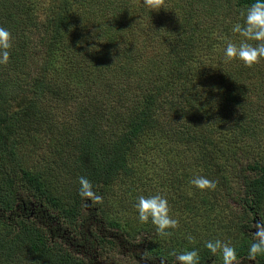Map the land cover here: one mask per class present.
<instances>
[{"label":"trees","instance_id":"1","mask_svg":"<svg viewBox=\"0 0 264 264\" xmlns=\"http://www.w3.org/2000/svg\"><path fill=\"white\" fill-rule=\"evenodd\" d=\"M254 2L0 0V264H224L216 240L264 264V58L224 55ZM155 194L167 236L138 218Z\"/></svg>","mask_w":264,"mask_h":264},{"label":"clouds","instance_id":"2","mask_svg":"<svg viewBox=\"0 0 264 264\" xmlns=\"http://www.w3.org/2000/svg\"><path fill=\"white\" fill-rule=\"evenodd\" d=\"M146 6L154 7L158 0H144ZM232 31L239 33L245 39L238 44L231 41L227 42L224 49V55L228 59H237L243 61L246 65L251 66L264 58V0H255L246 12L244 24L235 23ZM89 39H95L93 36ZM247 41H257L253 46ZM11 48V34L4 28L0 27V64H7L9 61V49ZM190 183L198 189H214L215 181L209 180L205 176H194ZM79 195L83 198H88L95 202H100L102 197L93 191L92 183L81 176L79 178ZM138 218L141 222H151L156 226V230L161 235H170L168 229H174L178 225V221L169 215L170 208L166 197L155 194L138 197V202L135 205ZM257 236L259 239L253 242L248 249L249 258L254 260L258 254H264V225H258ZM212 253L221 250L224 264H233L236 260V250L228 244L220 240L208 241L205 244ZM179 264H198L199 254L193 249L176 255Z\"/></svg>","mask_w":264,"mask_h":264},{"label":"rangeland","instance_id":"3","mask_svg":"<svg viewBox=\"0 0 264 264\" xmlns=\"http://www.w3.org/2000/svg\"><path fill=\"white\" fill-rule=\"evenodd\" d=\"M233 206H235L234 204H233ZM31 218L32 219H36V217L35 216H31ZM58 238H60V240L61 241H64V238L62 237V236H58ZM81 240V239H80ZM82 241V240H81ZM233 264H241L240 262H238V261H235V262H233ZM245 264H250L249 262H246Z\"/></svg>","mask_w":264,"mask_h":264}]
</instances>
